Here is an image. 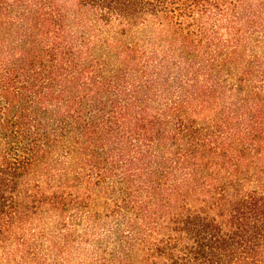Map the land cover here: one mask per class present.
Returning <instances> with one entry per match:
<instances>
[{
    "label": "trees",
    "instance_id": "1",
    "mask_svg": "<svg viewBox=\"0 0 264 264\" xmlns=\"http://www.w3.org/2000/svg\"><path fill=\"white\" fill-rule=\"evenodd\" d=\"M0 264H264V0H0Z\"/></svg>",
    "mask_w": 264,
    "mask_h": 264
}]
</instances>
